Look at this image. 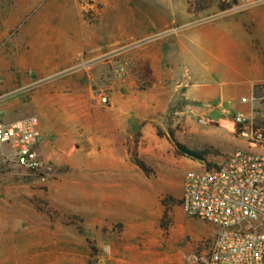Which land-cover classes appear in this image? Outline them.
I'll return each instance as SVG.
<instances>
[{
    "label": "rangeland",
    "instance_id": "rangeland-1",
    "mask_svg": "<svg viewBox=\"0 0 264 264\" xmlns=\"http://www.w3.org/2000/svg\"><path fill=\"white\" fill-rule=\"evenodd\" d=\"M233 1L83 0L87 29L76 49L0 47V121L36 116L41 128L56 131L41 148L52 168L46 180L0 149V228L10 229L15 253L31 256L30 264H197L213 230L182 208L186 175L249 150L229 122L236 112H264V104L222 112L208 110L214 101L189 105L185 89L177 88L181 67L172 59L166 64V48L183 21L215 8L232 12ZM16 57L39 59L45 86L55 83L66 95V112L53 115L35 105L42 96L36 88L17 90L22 83L6 74L12 69L7 61ZM26 67L31 79L39 78ZM210 80L219 92L222 79ZM101 95L114 103L100 104ZM205 118L212 122L201 123ZM118 126L119 141L109 137ZM172 132L204 152L206 162L181 155ZM134 149L149 174L132 162Z\"/></svg>",
    "mask_w": 264,
    "mask_h": 264
},
{
    "label": "crops",
    "instance_id": "crops-1",
    "mask_svg": "<svg viewBox=\"0 0 264 264\" xmlns=\"http://www.w3.org/2000/svg\"><path fill=\"white\" fill-rule=\"evenodd\" d=\"M82 3L83 0H0V47L7 44L12 50L25 51L76 49L78 35L87 29ZM170 20L174 24V18ZM194 27L199 30L189 34ZM175 34L176 41H170L166 48V64L172 59L181 67L184 76L177 88L185 89L182 96L189 105L199 108V103L214 101L208 110L222 112L240 104L264 84V0H255V4L239 13L216 8L205 11L198 20L183 21ZM95 60L87 62L92 64ZM39 64V59L29 62L16 57L7 61L12 69L6 74L14 75L22 83L17 90L36 88L42 93L35 105L53 115L66 112V95L55 83L49 84V88L45 86ZM29 65L37 70L39 78L29 77ZM216 75L223 81L219 92L210 80ZM113 99L110 98V104ZM115 108L113 105L110 110ZM41 129V148H47L56 131L51 132L50 126ZM122 130L112 127L109 137L123 140ZM114 159L119 163V158ZM8 231L9 228H0V264H30L31 256L13 251Z\"/></svg>",
    "mask_w": 264,
    "mask_h": 264
},
{
    "label": "built area",
    "instance_id": "built-area-1",
    "mask_svg": "<svg viewBox=\"0 0 264 264\" xmlns=\"http://www.w3.org/2000/svg\"><path fill=\"white\" fill-rule=\"evenodd\" d=\"M255 0H238L239 13ZM242 105L264 104V84ZM102 105L109 97L99 96ZM209 124L210 118L200 119ZM249 145L210 167L186 175L182 208L191 219L210 226L212 237L199 247L197 264H264V112H236L229 122ZM43 134L36 116L14 122L0 121V149H7L21 168L44 174L51 166L41 154Z\"/></svg>",
    "mask_w": 264,
    "mask_h": 264
},
{
    "label": "trees",
    "instance_id": "trees-1",
    "mask_svg": "<svg viewBox=\"0 0 264 264\" xmlns=\"http://www.w3.org/2000/svg\"><path fill=\"white\" fill-rule=\"evenodd\" d=\"M233 4H237V1L234 0ZM171 137L173 138L174 144L176 146L177 151L188 158H191L195 161H199V162H206L205 159V153L201 152V151H197V150H191L188 147H186L185 145L181 144L180 142H178L174 136V133H171ZM130 156H131V160L132 162L140 169L142 170L145 174H149L150 173V169L147 166V164L137 155V151L136 149H134L133 151H130ZM209 167L211 166L210 164H208ZM166 202V201H165Z\"/></svg>",
    "mask_w": 264,
    "mask_h": 264
}]
</instances>
